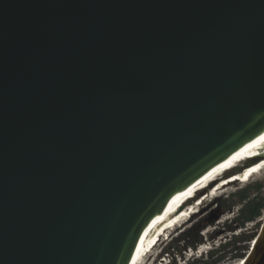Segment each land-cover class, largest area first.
Masks as SVG:
<instances>
[{
	"label": "water",
	"instance_id": "water-1",
	"mask_svg": "<svg viewBox=\"0 0 264 264\" xmlns=\"http://www.w3.org/2000/svg\"><path fill=\"white\" fill-rule=\"evenodd\" d=\"M263 155L264 0H0V264H130L173 197Z\"/></svg>",
	"mask_w": 264,
	"mask_h": 264
},
{
	"label": "rangeland",
	"instance_id": "rangeland-1",
	"mask_svg": "<svg viewBox=\"0 0 264 264\" xmlns=\"http://www.w3.org/2000/svg\"><path fill=\"white\" fill-rule=\"evenodd\" d=\"M256 162L257 160L254 163ZM263 168L261 167L262 170ZM262 170L260 174L257 175L255 173L256 175L250 176L246 184H228L229 186L222 193L221 191L217 192L216 196L218 197L215 199L208 196L207 202L199 206L202 209L200 213L194 214L190 221L185 222L176 231H173L169 239L156 247L146 259L142 256L139 262L145 259L143 264H185L186 261H192L194 258L206 257L210 249L218 246L220 243H227V247L223 251L226 253L227 258L215 264H240L242 258L235 256V254L240 255L249 250L253 238L258 234L263 223L264 208L260 216L253 221L247 222L243 227L240 225L237 216L241 213V208L247 202L251 200L264 202V171ZM205 193L207 192H204L202 196L205 197ZM242 194H247V199H242ZM222 207H227V210H223ZM196 209L195 206L194 210ZM179 213L167 218L168 222H164L155 234L161 231L162 227L164 228L166 224L169 225L179 219L181 216L178 215ZM183 232L184 234H182ZM182 237H186V241L181 240L176 242L180 251L174 258L161 253L162 249L172 238L181 239ZM196 239L199 241H196ZM188 242L192 243L188 244ZM236 247L239 248L235 249Z\"/></svg>",
	"mask_w": 264,
	"mask_h": 264
},
{
	"label": "bare ground",
	"instance_id": "bare-ground-1",
	"mask_svg": "<svg viewBox=\"0 0 264 264\" xmlns=\"http://www.w3.org/2000/svg\"><path fill=\"white\" fill-rule=\"evenodd\" d=\"M258 162V163H257ZM257 162L256 163H251L249 165H245L244 166V169H236V172L234 174H231L230 176H237L239 175L238 177H240L241 179L243 180H246L250 178V176H252L253 174H255L256 171H259V172H256V174H260L261 173V167H264V155L262 157H260L259 159H257ZM243 166L242 164H232V165H222L220 166L219 168H217L216 170H214L213 172H211L209 175H207L206 177H204L203 179H201L200 181H198L193 187H191L188 191H185V192H182L180 194H177L175 197H173L167 204H165L161 209L160 211L158 212V214L156 215V217L154 218V220L148 225V227L144 230V232L142 233L140 239H139V242L137 243L136 247H135V250L133 252V256L130 260V264H137L139 262V260L141 259L142 257V252L144 250H146L148 248V250H155V248H153V246L155 245V242L156 240L159 238V234L160 232L162 231H159L157 234H155L158 229L160 228L161 225L164 224V222H168L167 221V218H169L170 216H174V212L176 209H177V205L176 203L178 201H180V197L182 195H190V194H193L195 192V190L197 189H200V190H204L206 187L207 184H209V182L212 180L213 176L215 175H220V174H225L226 173V170L227 169H230L234 166ZM243 171H246V174L243 176ZM264 171V168L263 170ZM224 172V173H223ZM255 174V175H256ZM228 176V177H230ZM219 177V176H218ZM245 177V179H244ZM227 178V177H226ZM225 179V178H224ZM215 182V181H214ZM248 183V182H247ZM230 184V183H228ZM223 185L222 188L220 189L221 190V193L229 186V185ZM246 184V183H244ZM231 185V184H230ZM209 190L213 187L210 183V185H208ZM225 187V188H224ZM207 190V189H206ZM219 193V192H218ZM206 194V193H205ZM209 195H206V197L203 198L202 202H201V205H204ZM201 197H203L201 195ZM211 197V195H210ZM214 197H218V196H214ZM213 197V198H214ZM212 200V199H211ZM210 201V200H208ZM202 211V209L200 208L199 212L200 213ZM180 218V217H179ZM190 220L188 219H185L182 223H181V226L185 223V222H188ZM170 223V221H169ZM173 223V222H172ZM170 223V224H172ZM167 226V224L165 225ZM164 226V227H165ZM155 234V235H154ZM154 236V237H153ZM149 246V247H148ZM147 253L144 257L145 259L147 258L148 255L152 254L151 253ZM145 259L140 261L138 264H143L145 262ZM242 262V261H241ZM240 262V264H241Z\"/></svg>",
	"mask_w": 264,
	"mask_h": 264
},
{
	"label": "trees",
	"instance_id": "trees-1",
	"mask_svg": "<svg viewBox=\"0 0 264 264\" xmlns=\"http://www.w3.org/2000/svg\"><path fill=\"white\" fill-rule=\"evenodd\" d=\"M247 197H248L247 194L241 195L242 199H247ZM263 208H264V202H255L254 200L247 202V204L241 208V213L237 216L240 225H242L243 227L247 222L255 220L258 216L262 214ZM222 209L227 210V207H222ZM182 234H184V232ZM181 240L186 241V237H182L181 239L172 238V240L168 242L167 245L162 249L161 253L163 255L167 254L168 256L174 258V256L178 254V252L180 251V249L176 245V242ZM196 241L199 240L196 239ZM190 243L192 242H188V244ZM226 247H227V243H220L218 246L210 249V251L207 252L206 257L194 258L192 261L190 260L186 261L185 264H215L219 261L225 260V258H227V255L223 251ZM238 248L239 247H236L235 249ZM247 252L248 251H245L240 255L236 253L235 256L244 259V256L246 255Z\"/></svg>",
	"mask_w": 264,
	"mask_h": 264
}]
</instances>
